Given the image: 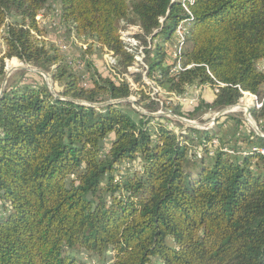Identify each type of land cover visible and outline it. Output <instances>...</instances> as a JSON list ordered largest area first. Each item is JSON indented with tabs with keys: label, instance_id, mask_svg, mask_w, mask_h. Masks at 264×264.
<instances>
[{
	"label": "trees",
	"instance_id": "obj_1",
	"mask_svg": "<svg viewBox=\"0 0 264 264\" xmlns=\"http://www.w3.org/2000/svg\"><path fill=\"white\" fill-rule=\"evenodd\" d=\"M50 1L0 0V90L13 57L48 74L54 90L21 71L0 94V264H85L81 251L101 261L110 253V264H264V138L232 117L178 129L140 113L122 100L136 94L158 111L146 84L134 91L88 59L82 85L55 43H37ZM56 1L63 27L111 52L121 73L133 56L119 22L140 25L146 75L179 117L234 105L241 91L263 97L264 0H192L191 17L183 0ZM186 19L190 47L172 72L165 44ZM216 82L224 86L214 92ZM203 85L211 101L174 98ZM250 115L264 131V100ZM227 125L233 135L221 132Z\"/></svg>",
	"mask_w": 264,
	"mask_h": 264
},
{
	"label": "built area",
	"instance_id": "obj_2",
	"mask_svg": "<svg viewBox=\"0 0 264 264\" xmlns=\"http://www.w3.org/2000/svg\"><path fill=\"white\" fill-rule=\"evenodd\" d=\"M190 2H192V0H183L181 5H182V10L185 13H187L188 16L191 17V12L188 9V3ZM38 17L39 15L37 16V19L39 20ZM189 26H190V20L186 19V20L181 21L176 26L172 34V40H169V43L165 44L168 61L169 62L176 61L175 64L171 68L172 72H177L182 67L180 56L182 52L184 51V48L186 45L185 37L188 33ZM142 34H143V31L140 25L136 23H128L123 20L119 22L118 37L120 41L123 43V48L133 56L132 65L128 66L127 72H124V73L118 72L114 68L116 64V58L112 55L111 52L107 51L104 47L100 46L98 43L93 42V40H85L84 37L82 36L81 37L76 36L73 31L70 33L69 44L63 43V41L60 39L61 43L56 44V46L58 47L61 54L65 57L67 62L70 63L72 67H74V69L77 71V74L80 77L82 85H86V80H87V73L84 70V64L80 60H75L73 56H69V51L72 49V44L74 43V45H79L80 46L79 48L82 49V52H84V50L87 49L89 44L92 42L94 43L92 47L93 51H95L96 49L102 52L101 57H102V65H103L104 70L110 72L117 80L126 81L132 90H136L138 89V86L140 85V83L147 84L146 83L147 65L144 61V57H145L144 45L140 37ZM190 66L192 65H185V68H189ZM134 74L140 75L139 81H136L134 79V76H133ZM141 86L143 87V85ZM222 86H224V84L220 82H216V84L213 87L214 88L213 91L217 92L218 87H222ZM200 87L201 86L194 87L193 90L191 91L192 92L191 96H189V93H185L184 95H180V96L174 95V98L181 103L184 102V103L192 104L197 99V95L199 93ZM155 90L159 92L160 88L157 87V89ZM262 91H263V97L260 102L257 100L254 94H251L247 91H241L240 98L245 97L247 94L251 97V101H249L247 105H244V107L249 106L254 109H259L261 107L262 100H264V85L262 87ZM243 111H244V108H243ZM213 143H217V141L213 140ZM259 151L261 154L264 155V148H260Z\"/></svg>",
	"mask_w": 264,
	"mask_h": 264
},
{
	"label": "rangeland",
	"instance_id": "obj_3",
	"mask_svg": "<svg viewBox=\"0 0 264 264\" xmlns=\"http://www.w3.org/2000/svg\"><path fill=\"white\" fill-rule=\"evenodd\" d=\"M59 7H60L59 6V3L56 0H51L49 6L43 12H41L39 14V17H38L39 18V26H40L41 31H42L41 34L37 36V39H38V42L37 43H38L39 46H40V40H44L46 42H53L55 44L61 43L60 41L62 40L63 43L69 44V42H70V32L67 31L66 26L63 27V25H62V23L60 21L59 14H58ZM170 40H172V37H171ZM168 43H169V41L166 44H168ZM79 47H80L79 45H74V43H73L72 44V49H71L72 51L71 50L69 51V56H73L75 58V60H80L81 62L83 61V63H84V60L86 61L88 59V60H90L92 62V65L91 66L94 68V70L100 71L101 74H106L104 68L101 67V64H100V61H99L102 52L101 51H98L96 49H95V51H93L92 48H91V53L90 54H86V53L85 54L84 53L82 54V49H80ZM188 47H190V43L189 42H186L185 50H187ZM1 49H3V47ZM84 51H87V49H85ZM92 53H96V54L92 55ZM13 59L17 60L19 66L16 69H14V70H12L10 72V74L8 75L7 81L8 80H15V79L20 78V72L21 71H26L28 73L26 74L25 78H23V79L26 82H31L33 78L31 76H27V75L28 74H34L36 72V70H40L39 67L34 66V65L25 64L22 61L14 58V57L13 58H10V59L9 58H5L4 59V61H5V67H4V69H5V75H6L7 72H9L7 70V64H8L9 61H11ZM86 64H87V62H86ZM21 65H24L28 69H31V71L30 70H27V69H19L21 67ZM258 67L259 68H262L263 67V63L262 62H259L258 63ZM84 70L88 74V77H90V75H91V73H92L93 70H91V68H88L86 65L84 67ZM36 73H38V72H36ZM33 77H36V76L33 75ZM131 78H133V77H131ZM44 80L46 81V83H47L48 86L50 84H52L51 83L52 81L50 82V79H47L46 80L44 78ZM146 83L147 84H146V86H144V90L146 92H149V95L151 94V96L153 97V99H155L156 101L159 102L160 109L158 111L154 112V113H159L161 111L162 114H158L157 116L161 115V116L167 117L168 118L169 125H172L173 126V124H176L174 126L175 127L177 126L178 129H183L184 127H186L187 124H185L184 122H181V121L177 120V118L175 117L176 116L175 114L169 112L165 107L162 106V101L161 100L162 99H165V97H167L166 96V93L163 92V91H162V93L159 92L160 95H163V96H160V95L158 96L157 95V92L158 91L155 90V89H157L158 86H156V84L153 81H151V79L148 78V77L146 78ZM89 84H90V79L88 78V80H86V87L89 86ZM137 86H138V84H137ZM53 92H54V90H53ZM210 93H211V91H210ZM201 94H202V92L200 93V95ZM189 96H191L190 93H189ZM137 98H138V96L136 94H132L131 96H129V99L135 100V102H136V99ZM244 98L245 97H241L240 100L238 99V101L235 104H238V105L239 104H243V102H244L243 99ZM181 104H185V103L182 102ZM138 106L140 107V109L142 111H144L146 113L149 112L144 107H141L140 105H138ZM171 108H173V107H171ZM222 108H220V109H222ZM220 109H210V110H208L206 112H203V113L198 114L197 116L194 117V119H189V118H185V117H182V118H185V119L190 120L191 122L194 123L193 125H197V126L205 127V128L206 127L213 128L215 126V123L214 124H210V123L212 122V118L216 115V113ZM224 116L225 117H232V118L237 119L239 121L244 120L245 123H246V126H242L243 129L245 130L246 127H247V129H250V130L253 131V129L251 128V126L244 119L245 116H244V111H243V108L242 107H239L235 111L228 112L226 114L220 115L219 117H224ZM176 121H178L180 123H177ZM223 121H225V119ZM252 121L255 122V124L257 125V127L259 128V130L262 133H264V131H262L261 128H260V125L261 124L260 125L257 124L256 121L253 118H252ZM252 121H250L251 124H253ZM218 125H222V123L221 124H218ZM223 128H226L227 129V132L224 133V134H226L227 136L233 135V130L232 129H229L228 128V125L227 126H223L222 129H221V132H223ZM78 256H79V258H81L84 261L85 264H110L111 263V261H110L111 254L110 253H108V255L106 256L105 261L104 260L103 261L98 260L94 256H90L89 257L83 251H81L78 254Z\"/></svg>",
	"mask_w": 264,
	"mask_h": 264
},
{
	"label": "water",
	"instance_id": "obj_4",
	"mask_svg": "<svg viewBox=\"0 0 264 264\" xmlns=\"http://www.w3.org/2000/svg\"><path fill=\"white\" fill-rule=\"evenodd\" d=\"M19 69H27V70H30L31 69H28L27 67H25L24 65H21V67ZM33 71V70H32ZM36 72L40 73L41 75H43V77L47 80V79H50V82H51V78L48 74L44 73L43 71L41 70H36ZM10 74V72H7L6 75L4 76V79L1 83V90H0V94L2 93L3 91V88L4 86L6 85L7 83V79H8V75ZM52 83V82H51ZM49 89L53 92V88H52V84L49 85ZM118 101H121V100H118ZM122 101H129L131 102L133 108L135 110H137L138 112L140 113H143V114H147V115H150V116H157L158 114H162V112H159V113H146L144 111H142L140 109V107L136 104L135 100H131L129 98H126V99H123ZM78 103H83L81 101H77ZM117 102V101H115ZM94 106H98L100 104H93ZM102 105V104H101ZM238 104H234V105H229V106H225L223 107L222 109H220L216 115L212 118V122L210 124H214L215 121L217 120V118L220 116V115H223V114H226L228 112H232V111H235V110H232L231 108L233 106H236ZM250 107L249 106H246L244 107V119L246 120V122L251 126V128L253 129V131L255 132L256 135L264 138V133H262L259 128L257 127V125L255 124V122L252 121V118H251V115H250ZM177 118V120L181 121V122H184L185 124H187V126H192V127H195V128H198V129H206V128H209V127H200V126H197V125H193L194 123L191 122L190 120L188 119H185V118H182V117H179V116H175ZM250 121L253 122V124L250 123ZM212 126V125H211Z\"/></svg>",
	"mask_w": 264,
	"mask_h": 264
},
{
	"label": "crops",
	"instance_id": "obj_5",
	"mask_svg": "<svg viewBox=\"0 0 264 264\" xmlns=\"http://www.w3.org/2000/svg\"><path fill=\"white\" fill-rule=\"evenodd\" d=\"M99 61H100L101 67L103 68V65H102V57L101 56H100ZM210 91H211V93H210ZM201 92H202V94L200 95ZM189 93L192 95V92H189ZM199 96L202 97V98H204L207 101H211L212 100V97H213V92H212L211 87L209 85H203V86H201L197 97H199ZM186 104H189V103H186ZM242 108H244V106H242Z\"/></svg>",
	"mask_w": 264,
	"mask_h": 264
},
{
	"label": "bare ground",
	"instance_id": "obj_6",
	"mask_svg": "<svg viewBox=\"0 0 264 264\" xmlns=\"http://www.w3.org/2000/svg\"><path fill=\"white\" fill-rule=\"evenodd\" d=\"M18 66H19V64H18L17 60L13 59V60H11V61L8 62V64H7V70L9 72H11L12 70L16 69ZM250 100H251V98L247 94L245 96V98L243 99V101H244L243 104H239V105L233 106L231 109L232 110H237L239 107H242L244 105H247Z\"/></svg>",
	"mask_w": 264,
	"mask_h": 264
}]
</instances>
